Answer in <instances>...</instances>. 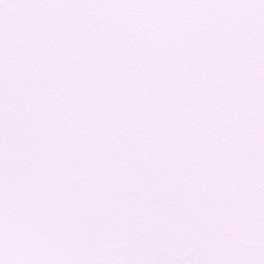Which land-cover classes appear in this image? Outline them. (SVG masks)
<instances>
[{"label": "snow or ice", "instance_id": "1", "mask_svg": "<svg viewBox=\"0 0 264 264\" xmlns=\"http://www.w3.org/2000/svg\"><path fill=\"white\" fill-rule=\"evenodd\" d=\"M0 264H264V0H0Z\"/></svg>", "mask_w": 264, "mask_h": 264}]
</instances>
